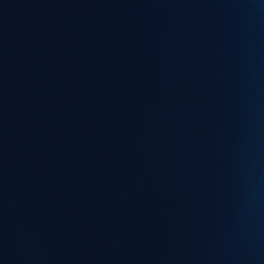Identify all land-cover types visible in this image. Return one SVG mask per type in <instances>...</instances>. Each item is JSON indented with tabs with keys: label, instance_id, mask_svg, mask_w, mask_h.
<instances>
[{
	"label": "water",
	"instance_id": "obj_1",
	"mask_svg": "<svg viewBox=\"0 0 264 264\" xmlns=\"http://www.w3.org/2000/svg\"><path fill=\"white\" fill-rule=\"evenodd\" d=\"M0 264H264V0H0Z\"/></svg>",
	"mask_w": 264,
	"mask_h": 264
}]
</instances>
